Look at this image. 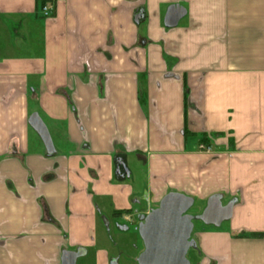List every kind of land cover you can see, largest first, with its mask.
<instances>
[{
	"label": "crops",
	"instance_id": "0c3cea01",
	"mask_svg": "<svg viewBox=\"0 0 264 264\" xmlns=\"http://www.w3.org/2000/svg\"><path fill=\"white\" fill-rule=\"evenodd\" d=\"M50 4L0 0V264H138L171 191L231 203L194 220L189 264H264V0Z\"/></svg>",
	"mask_w": 264,
	"mask_h": 264
},
{
	"label": "water",
	"instance_id": "95a60500",
	"mask_svg": "<svg viewBox=\"0 0 264 264\" xmlns=\"http://www.w3.org/2000/svg\"><path fill=\"white\" fill-rule=\"evenodd\" d=\"M185 14V8L179 4H171L166 10L164 24L172 27ZM141 16V11L135 16V21ZM29 125L42 140L45 151L53 153V144L48 129L38 113L29 116ZM193 199L183 193L171 191L166 193L158 205L146 214L139 215L137 230L143 242V250L137 256L138 264H189L187 252L194 246L191 233L194 220L208 221L215 210L229 215L231 203L220 207L218 196H211L205 209L197 215L189 213ZM81 251H65L62 264H75V259Z\"/></svg>",
	"mask_w": 264,
	"mask_h": 264
},
{
	"label": "built area",
	"instance_id": "2783aa9c",
	"mask_svg": "<svg viewBox=\"0 0 264 264\" xmlns=\"http://www.w3.org/2000/svg\"><path fill=\"white\" fill-rule=\"evenodd\" d=\"M51 12H52V5L50 3H46L45 5L42 6V13L44 17L51 16ZM198 147L201 150H209V147L204 143H200Z\"/></svg>",
	"mask_w": 264,
	"mask_h": 264
},
{
	"label": "trees",
	"instance_id": "16d2710c",
	"mask_svg": "<svg viewBox=\"0 0 264 264\" xmlns=\"http://www.w3.org/2000/svg\"><path fill=\"white\" fill-rule=\"evenodd\" d=\"M39 6L42 8L43 5H45L46 3H50L52 2V0H37Z\"/></svg>",
	"mask_w": 264,
	"mask_h": 264
},
{
	"label": "rangeland",
	"instance_id": "374dc122",
	"mask_svg": "<svg viewBox=\"0 0 264 264\" xmlns=\"http://www.w3.org/2000/svg\"><path fill=\"white\" fill-rule=\"evenodd\" d=\"M194 140H197V137H196ZM131 180H132V179H131ZM188 212H189V213L191 212V208L189 209ZM122 224L127 226V224H126L125 222H123ZM132 230H133V229H132ZM135 233H136V235H137V239H138V241H141L136 231H135ZM119 264H124L123 259L121 260V262H120Z\"/></svg>",
	"mask_w": 264,
	"mask_h": 264
}]
</instances>
